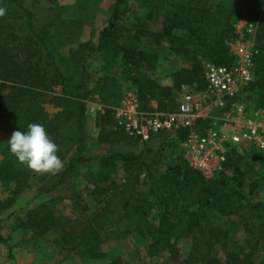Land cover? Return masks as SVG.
Masks as SVG:
<instances>
[{"label": "trees", "instance_id": "16d2710c", "mask_svg": "<svg viewBox=\"0 0 264 264\" xmlns=\"http://www.w3.org/2000/svg\"><path fill=\"white\" fill-rule=\"evenodd\" d=\"M36 1L0 0L4 9L0 15V124L9 121L8 138L13 130L42 124L58 145L57 155L64 165L37 182V191H54L55 196L25 213L29 229L38 236L53 233L60 249L69 253L79 250L94 258L104 257L99 248L104 240L131 233L147 238L150 252L161 245L172 246L171 233L177 229L191 240L185 264H258L254 251L259 240H264V197H260L264 193V150L229 145L222 168L206 177L188 164L180 143L190 129L202 132L209 118L172 134L156 132L141 142L115 126L111 105L121 98L119 78L112 72L118 68V75L134 89L140 109L152 110L149 102L154 100L162 111H174L182 85L204 87L202 59L227 67L234 64L229 43L237 36L234 22L243 19L255 25L254 46L258 50L252 60L254 79L243 95L247 99L254 94L256 105L264 108V0L214 4L208 0H113L96 40L79 41L66 57L60 56L64 68L50 43L54 25L36 21ZM151 21H158L159 27L151 28ZM166 55L183 59L169 74V84L152 77ZM88 58L97 59L105 73L95 83L105 104L96 115L99 129L95 135L87 133L85 126L84 91L91 74ZM57 86L60 91L55 90ZM46 97L57 107L53 114L45 108ZM162 134L165 141L155 146L149 143ZM103 135L110 148L97 154L88 152L85 143ZM8 138L0 137V181L12 183L16 190L27 188L36 174L9 151ZM70 147L73 153L68 156ZM87 163L93 164L83 185L89 202L83 201L80 191H68L66 185L76 167ZM118 169L122 174L115 177L112 173ZM61 191L74 199L79 211L89 208L82 224L73 225L55 216L52 203L60 199ZM212 212L239 214L246 225L252 224L246 249L227 248L228 232L211 223ZM107 264L127 263L111 257Z\"/></svg>", "mask_w": 264, "mask_h": 264}, {"label": "rangeland", "instance_id": "374dc122", "mask_svg": "<svg viewBox=\"0 0 264 264\" xmlns=\"http://www.w3.org/2000/svg\"><path fill=\"white\" fill-rule=\"evenodd\" d=\"M208 1L214 4L217 2H227L228 0ZM112 2L113 0H55L53 3L49 2V0L36 1V6L39 8L36 17L37 23L45 24L47 27L54 25L53 31L50 33V43L52 49L58 54L56 58L62 68L66 64L60 56L63 58L66 57L69 48L75 46L79 41L96 40L98 30L105 24L106 15ZM64 19L74 21H71V24H63L61 21ZM149 25L151 28H157L159 27V22L151 21ZM234 25L236 26L235 31L237 36L231 44L237 52L243 51L246 49V44L254 43L255 25L243 19L236 20ZM182 61L183 59L181 58L175 59L173 56H167L166 60L161 61L159 68L152 77L159 83L169 84L171 82L169 74ZM204 62L206 60L202 59V66ZM86 65L91 74L87 82L86 90L84 91L85 126L87 133L95 135L99 129L95 123L96 115L103 110L99 111L98 106L102 108L104 104L95 91V83L96 78L105 73L98 67L97 59L88 58ZM114 69L112 72L119 78L121 86V98L118 104L111 105L113 108L120 105L121 101L127 96V93L135 95L134 89L128 87L125 78L118 75V68ZM55 90L60 91V87L57 86ZM180 92L181 94L183 93L182 91ZM181 97L182 95H180ZM46 100L49 101V97H46ZM245 101L256 105L254 94L247 96ZM44 105L50 114H53L57 110V107L50 101L44 103ZM149 105L152 107V110L147 111L156 113L164 112L154 100H151ZM8 129L9 121L2 120L0 124V137L8 138ZM166 134L168 133L166 132ZM104 135L102 139H93L85 143L88 146V152L97 154L110 148L108 142L104 140L106 137ZM166 139V135H156L151 138L149 143L155 146ZM119 147L117 145V149ZM72 153L73 150L70 147L68 156H71ZM165 153H169L168 147L165 148ZM167 158L170 159V157ZM92 170V163L79 164L75 172H73L74 176L66 184L70 187L68 191H80L83 195V201L89 202V196L86 190H83V185L86 182V175L92 172ZM35 174L36 177L33 176L29 186L20 190H16L12 183L4 184L0 181V236L2 238L0 240V264H107L111 257H120L127 264H185L184 258L190 251L191 240L187 236L182 235L177 229H173L171 233L170 241L172 246L161 245L153 252L148 250V239H145L137 233L104 240L99 246L100 250L104 253V257L101 258L88 257L81 254L79 250L69 253L67 250L60 249L53 241V233L48 232L39 236L35 235L33 229H29L27 226L28 219L25 213L39 203L55 196L54 191L47 193L37 191V182H43L49 174L37 172ZM121 174V169L112 173L115 177ZM58 197L60 199L58 201L54 200L52 205H54L55 216H58L60 220H64L73 225H80L87 219L89 208L79 211L74 199L68 197L62 191ZM260 197H264V193H261ZM83 203L85 204V202H82L81 205ZM85 205L87 206V204ZM211 223L227 230L228 249L247 248V240L251 238L252 234L248 226L252 224L246 225V220L239 214L222 216L216 212H212ZM249 242L252 241L250 240ZM257 246V249L254 251V257L259 259L258 264H264V240H259ZM217 254L222 256V252L217 251ZM66 255L68 256L65 257Z\"/></svg>", "mask_w": 264, "mask_h": 264}, {"label": "built area", "instance_id": "2783aa9c", "mask_svg": "<svg viewBox=\"0 0 264 264\" xmlns=\"http://www.w3.org/2000/svg\"><path fill=\"white\" fill-rule=\"evenodd\" d=\"M231 43L234 64L227 67L204 62V87L196 89L195 83L182 85V97L174 111L156 113L140 109L137 97L127 93L120 105L113 108L115 126H121L142 142L156 132L172 134L180 127L192 128L195 121L209 118L202 132L190 129L180 143L188 164L206 177L222 168L229 145L264 150V108L248 103L243 95L254 79L252 60L258 50L254 43H248L245 50L237 52Z\"/></svg>", "mask_w": 264, "mask_h": 264}, {"label": "clouds", "instance_id": "9594fccd", "mask_svg": "<svg viewBox=\"0 0 264 264\" xmlns=\"http://www.w3.org/2000/svg\"><path fill=\"white\" fill-rule=\"evenodd\" d=\"M4 9L0 8V15ZM8 149L21 164L37 173L56 174L63 168L57 155L58 145L48 136L42 124L30 123L25 131L13 130Z\"/></svg>", "mask_w": 264, "mask_h": 264}]
</instances>
